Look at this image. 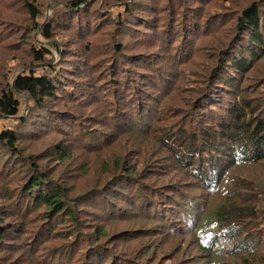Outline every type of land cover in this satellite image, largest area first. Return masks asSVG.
I'll use <instances>...</instances> for the list:
<instances>
[{
    "label": "rangeland",
    "instance_id": "374dc122",
    "mask_svg": "<svg viewBox=\"0 0 264 264\" xmlns=\"http://www.w3.org/2000/svg\"><path fill=\"white\" fill-rule=\"evenodd\" d=\"M38 1L36 21L26 8L32 0H0V92L18 73L49 76L57 86L40 104L19 93L18 115L0 114V132L17 137L11 155L0 146V222L7 227L0 264H264V159L234 162L227 141L200 139L244 91L252 107L264 98V56L236 85L225 81L233 75L227 70L213 84L218 89L208 87L223 60L216 35L232 26L241 0H204L194 13L191 0H89L76 15L57 0ZM261 14L264 36V4ZM192 15L198 31L167 47L163 25L179 31ZM34 47H49V66H36ZM112 66L137 85L131 103ZM121 126L149 132L128 135ZM167 138L192 147H178L177 157L159 140ZM37 173L46 188L64 189L72 217L49 214L27 197L22 185ZM248 204L254 209L245 217L212 231L216 242L200 234L202 219L216 210ZM230 226L245 231L241 242L227 238Z\"/></svg>",
    "mask_w": 264,
    "mask_h": 264
},
{
    "label": "trees",
    "instance_id": "16d2710c",
    "mask_svg": "<svg viewBox=\"0 0 264 264\" xmlns=\"http://www.w3.org/2000/svg\"><path fill=\"white\" fill-rule=\"evenodd\" d=\"M59 3H61L62 7H65L66 10L71 11V13H74L75 15L78 13V9L81 6H84L88 3L89 0H57ZM217 0H215L216 3ZM227 1V0H226ZM38 0H32V2H26V8L29 11L31 15V19L37 21V18L40 17V10H39V4ZM192 3V9L191 12H200L204 0H191ZM264 4V0H241V4L239 3L237 6L234 7V12L231 14V18L229 19L232 21V26L228 29H222L218 35H216L215 43L213 44V47H217L214 50H217L222 44L223 48L220 47L218 49L219 56L223 53V60H220L219 67L220 70L218 73L211 72L208 77V87H210L209 90L212 91L211 87H214L215 89H218L217 87L213 86L217 81L221 79V77L224 75L225 71L228 70V72L231 74H235V76H229L225 80L226 82L230 81L232 84L235 83L236 80H242L244 77V74L252 67V63L258 62L262 56H264V36L261 31V24H262V14H261V6ZM152 7H148L147 10L151 9ZM171 8V7H170ZM172 11V9H171ZM174 13V12H173ZM195 15V14H193ZM189 16L187 20V24L184 23V26H181V29L179 31L172 30V27L170 24L163 25L165 26L166 33L163 36V41L167 42L165 45L169 46L170 49H173L172 45L176 43L179 39L181 40V44L188 42L190 34L195 31L197 32L199 29V23L196 21L194 16ZM186 17V16H185ZM183 16V18H185ZM216 17V16H215ZM228 21V20H227ZM146 22L144 19L140 21V23L144 24ZM139 23V22H138ZM87 28V27H86ZM42 35L45 38V40H51V33L48 28L44 29L42 31ZM222 38V39H221ZM250 43L251 46H247L244 44V42ZM181 44L177 46V50L181 47ZM221 44V45H219ZM167 46V47H168ZM188 50V45L183 46ZM222 52V53H221ZM235 52L240 53L239 56H233ZM50 53L49 47L44 48H36L33 49V59L35 62H39L40 64L36 65L39 67H47L49 66V63L45 62L47 59V55ZM181 54V53H180ZM179 54V55H180ZM221 54V55H220ZM248 55V56H247ZM41 65V66H40ZM112 71L117 75L116 80L118 81V85L120 84H127L128 90H126V86L119 87L118 89L122 92H125L126 96L128 97V100L131 103V92L129 94V90L134 92V90L137 88L136 84L132 83L134 80L127 71L122 68L121 66L115 68L112 66ZM120 71V73H119ZM122 75L126 76V81H123ZM224 79V77H222ZM213 79V80H212ZM234 79L235 82H234ZM212 81V82H211ZM262 84H264V78L261 80ZM116 86V88L118 87ZM132 85V86H131ZM210 85V86H209ZM56 83L54 80H52L49 76L41 75L37 76L33 73L29 74H23L18 73L17 77L14 81V86L9 85L4 87L0 92V114L5 115L7 117H15L18 115L20 110V103L18 100V94L19 93H27L30 98L34 99L36 101V104L43 103V100L47 97L53 96L56 93ZM237 88V87H236ZM242 98H240L238 101H233L230 105V108L226 111L227 116L223 117V120L220 121V124H218L216 127L210 129V132L206 134V136H201L200 139H203V141H227L228 144H231V152L230 156L233 157L232 160L234 162H243L246 164L252 163L254 161L262 160L264 159V98L259 101L255 107H252L250 105V102L248 101V94L243 92ZM130 95V96H129ZM194 104V102H193ZM42 105V104H41ZM215 113H207V115H211ZM201 117V120H206L207 118ZM60 117H56V119H59ZM227 118L229 121H227ZM25 117H21V121H24ZM124 120V118H123ZM26 121V119H25ZM64 121V119H63ZM25 123V122H23ZM22 123V124H23ZM51 125H55L53 122H49ZM48 123V124H49ZM66 123V122H64ZM207 126V124L205 125ZM118 130H125L126 134L132 135L133 134H139L142 136H147L148 132H138L135 130H132L131 128L125 129V127L121 126ZM82 132V131H81ZM16 132L14 130H4L0 132V146H2L5 151L8 152V154H12L15 152V145L17 141ZM152 134V133H151ZM135 136V135H134ZM82 137V134H81ZM180 137V135H178ZM160 141H163L164 148L167 149V151H171L176 148V155L178 157L179 150L178 147H180V150L184 149V145L186 142L181 141L178 144L177 139L175 138H167V139H159ZM193 139H191L192 141ZM83 144V143H82ZM240 144V145H239ZM188 147L191 145V143L186 144ZM212 144H210L209 148H207V151L209 154H211L212 157H216L219 154L218 148L215 150H211ZM189 148L185 149H190ZM64 151V148L60 149L59 153L62 154ZM196 154H200V151H196ZM12 160V159H9ZM5 162H9L8 158L5 159ZM219 164V161L216 162ZM5 164V163H4ZM123 169L129 173L133 170V167H131L129 164H126L125 166H122ZM227 167H224L225 169ZM35 171L38 170V168H33ZM223 169L218 170V172H222ZM226 170V169H225ZM224 170V172H225ZM223 172V173H224ZM45 179L42 177V174L37 173L36 175H30L27 179V182L24 183L22 186L27 192V197L31 200H34L38 204H44L47 209H49V214L55 213H61V212H67V215L72 217L74 215L73 212L70 210H66L67 208L65 205L63 206L62 201L63 197L65 195L64 189L60 188L58 186L53 188H46L44 186ZM221 208V207H220ZM249 209H254L252 205L248 204L246 205V208L234 206L233 208H223L216 210L213 214L209 215L207 218L202 219L203 223H206V225L201 226V230L199 231L201 235H206L207 240L216 242L217 237H212L210 234L214 229H218L219 227H222V224L225 222L230 221V223L233 222L234 218L237 220L242 219L246 216ZM2 221V220H0ZM3 222H0V245L2 243V240L5 237V232L7 231V227L2 226ZM234 227L230 226L227 230L228 239L235 242H241L240 239L245 234V231H242L243 235L240 234L238 229H233ZM244 229H250L247 227V225L244 226ZM243 229V230H244ZM251 230H247V238L250 236ZM247 242H250L248 240H245L243 244L247 245ZM239 246L240 250H244L247 247L244 245ZM225 249V248H224ZM250 248H247L248 251ZM215 251H221L216 250ZM229 252H227L228 254ZM217 254L212 252V257H215ZM244 264H250L249 261H245Z\"/></svg>",
    "mask_w": 264,
    "mask_h": 264
},
{
    "label": "water",
    "instance_id": "95a60500",
    "mask_svg": "<svg viewBox=\"0 0 264 264\" xmlns=\"http://www.w3.org/2000/svg\"><path fill=\"white\" fill-rule=\"evenodd\" d=\"M15 81V80H14ZM13 86H14V84H13Z\"/></svg>",
    "mask_w": 264,
    "mask_h": 264
}]
</instances>
